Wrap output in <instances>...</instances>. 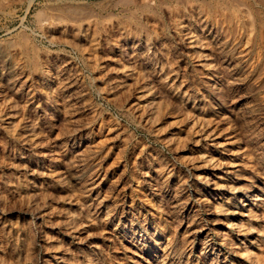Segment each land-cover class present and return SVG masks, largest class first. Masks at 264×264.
<instances>
[{
    "label": "rangeland",
    "instance_id": "374dc122",
    "mask_svg": "<svg viewBox=\"0 0 264 264\" xmlns=\"http://www.w3.org/2000/svg\"><path fill=\"white\" fill-rule=\"evenodd\" d=\"M0 73V264H264V0H0Z\"/></svg>",
    "mask_w": 264,
    "mask_h": 264
},
{
    "label": "bare ground",
    "instance_id": "6f19581e",
    "mask_svg": "<svg viewBox=\"0 0 264 264\" xmlns=\"http://www.w3.org/2000/svg\"><path fill=\"white\" fill-rule=\"evenodd\" d=\"M195 38V37H194ZM1 74V73H0ZM1 78V77H0ZM8 80V79H7ZM64 174V173H63ZM75 176H77V175H75ZM73 178H74V176H73ZM76 178V177H75ZM80 178V177H79ZM77 179V178H76ZM217 187V186H216ZM192 189V188H191ZM190 192V191H189ZM191 194V193H190ZM195 195V194H194ZM191 196V195H190ZM201 198V197H200Z\"/></svg>",
    "mask_w": 264,
    "mask_h": 264
}]
</instances>
